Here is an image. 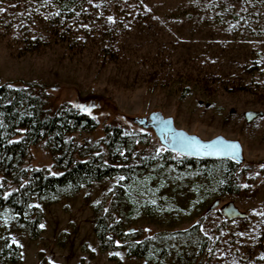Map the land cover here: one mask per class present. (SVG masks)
Here are the masks:
<instances>
[{"label":"rangeland","instance_id":"374dc122","mask_svg":"<svg viewBox=\"0 0 264 264\" xmlns=\"http://www.w3.org/2000/svg\"><path fill=\"white\" fill-rule=\"evenodd\" d=\"M232 3L246 14L234 30L226 18ZM53 9L35 0H0L1 84H32L50 112L72 107L94 118V131L67 135L74 149L84 146V155L89 146L106 151L107 124L131 135L122 147L125 159L166 153L151 129L133 122L151 113L204 141H236L243 157L239 188L223 193L220 178L161 167L134 175L121 202L123 228L138 240L160 237L161 245L167 243L164 260L100 249L93 208L117 213L122 176L91 182L74 194L32 196L27 215L38 209L36 236L1 208L0 249L6 240L17 246L16 264H264V0H106L100 17L116 27L104 39L89 18L56 22ZM248 111L262 115L248 124ZM79 151L77 160L83 159ZM53 158L39 142L30 148L27 166L59 174ZM229 203L238 218L223 215ZM190 229L196 243L186 236L177 240L182 236L175 233ZM193 244L199 245L196 253ZM180 249L185 260L176 257Z\"/></svg>","mask_w":264,"mask_h":264},{"label":"trees","instance_id":"16d2710c","mask_svg":"<svg viewBox=\"0 0 264 264\" xmlns=\"http://www.w3.org/2000/svg\"><path fill=\"white\" fill-rule=\"evenodd\" d=\"M39 3L52 5V17L56 22H69L82 18H89L94 24L91 29L98 34L99 39L110 37L114 33L116 23L106 17H100L99 6L106 0H35ZM244 4V3H243ZM233 7L226 10V18L234 26L241 27L242 20L246 19L245 9L232 3ZM242 6V5H241ZM238 22V24H237ZM246 28L241 29L246 32ZM250 33V32H249ZM102 41V40H100ZM11 86V87H10ZM239 86V85H238ZM228 85H223L226 89ZM242 90L235 87L233 90ZM32 84L16 86L0 83V209L7 208L16 221L28 228L34 236L38 234L40 214L38 209L31 208V197L45 198L57 196L64 192L74 194L82 186L105 178L122 176L117 185L115 215L94 207L95 215L93 231L99 241L102 251H125L126 256L138 259L164 260L167 257V248L161 245V238H146L138 240L133 231L123 228L122 205L124 197L128 198L129 190L133 186V176L138 172L156 167L169 168L177 172L198 173L203 179L220 178L217 186L223 193H236L239 185L236 182V173L239 163L232 159L195 158L189 155L179 157L167 156L173 152L155 154L144 153L125 159L122 156V147L127 144L131 135L124 127L117 124H107L103 130V145L105 152L88 147L86 154H82L84 146L76 148L83 157L74 158L76 149L67 139V135L76 131L92 132L98 128V122L86 113L76 108H58L50 112L45 105L42 93ZM232 90V89H231ZM44 142L46 148L54 156V170L59 174L53 175L46 169H30L27 161L30 148ZM91 150V151H90ZM174 156V155H173ZM121 160V162H120ZM119 206H121L119 208ZM123 216V217H121ZM177 240L183 238L196 239L194 229L175 233ZM186 236V237H185ZM119 242V244H117ZM195 242V240H194ZM196 243V242H195ZM199 245L193 244L192 250L196 253ZM20 250L9 241H4L0 249V260H7L16 264ZM182 249L176 252V257L185 260Z\"/></svg>","mask_w":264,"mask_h":264},{"label":"water","instance_id":"95a60500","mask_svg":"<svg viewBox=\"0 0 264 264\" xmlns=\"http://www.w3.org/2000/svg\"><path fill=\"white\" fill-rule=\"evenodd\" d=\"M261 115V112L248 111L244 114V119L249 124ZM133 122L145 129H151L159 142L169 151L195 158L232 159L238 162L243 160L241 146L238 142L223 138L201 140L195 135L177 130L173 120L163 117L160 113H151L147 118H136ZM208 145L214 147L209 148ZM223 215L228 220H233L238 218L240 213L232 203H229L224 207Z\"/></svg>","mask_w":264,"mask_h":264},{"label":"snow or ice","instance_id":"6c2138e0","mask_svg":"<svg viewBox=\"0 0 264 264\" xmlns=\"http://www.w3.org/2000/svg\"><path fill=\"white\" fill-rule=\"evenodd\" d=\"M109 19L111 20L112 18L109 17ZM77 107H83V106L82 105H77ZM85 111H89V114H90V110L85 109ZM207 147L211 148V147H214V146L213 145H208ZM53 175H56V173H53ZM121 179H123V177H121ZM41 227H43V225H41ZM13 242L16 243L15 240ZM117 244H119V242H117ZM115 255L120 256L121 254L119 252H117V253H115Z\"/></svg>","mask_w":264,"mask_h":264}]
</instances>
